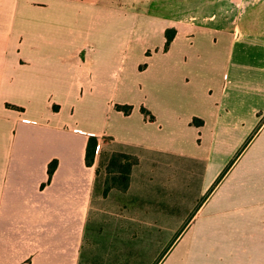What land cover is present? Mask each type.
Segmentation results:
<instances>
[{
  "label": "crops",
  "instance_id": "1",
  "mask_svg": "<svg viewBox=\"0 0 264 264\" xmlns=\"http://www.w3.org/2000/svg\"><path fill=\"white\" fill-rule=\"evenodd\" d=\"M148 49L152 118L112 106L120 133L79 127L76 105L92 120V104L125 84L128 55ZM222 102L251 105L250 122L264 112V0H0V264L80 263L97 176L90 135L109 136L135 170H181L221 135ZM252 166L264 167V152L225 188L216 181L165 263L264 264V177L252 195Z\"/></svg>",
  "mask_w": 264,
  "mask_h": 264
},
{
  "label": "rangeland",
  "instance_id": "2",
  "mask_svg": "<svg viewBox=\"0 0 264 264\" xmlns=\"http://www.w3.org/2000/svg\"><path fill=\"white\" fill-rule=\"evenodd\" d=\"M151 54L152 50L148 49L140 56L137 52L128 55L121 73L125 84L110 86L106 90L108 102L92 104V120L82 118L80 103L76 105L79 127L120 133L119 121L113 113L115 104L130 105L131 110L143 107L149 112L143 103H149L150 75L156 66V58H150ZM95 63L117 68L119 60L99 58ZM125 97L132 102L117 101ZM250 107L245 102H222L217 129L222 131L221 135H217L211 150L205 149L207 154L202 161H194V165L192 159L187 158L181 170L172 165L167 170L147 172L135 170L132 165L126 188L122 187L126 181L120 173L113 171L117 166L111 165V160L117 153L131 155L132 159L119 158L124 164L133 161V155L124 152L109 136L99 135L95 153L97 176L93 217L87 221L79 264H161L162 261L167 264V252L185 229L188 217L209 195L216 181L224 179L222 188H225L246 158L257 154L262 156L264 112L250 122ZM249 176L250 193L256 195L253 185L264 177V167L258 171L252 166ZM239 185V190L245 187L244 183ZM258 185L262 187L264 184L260 182ZM215 189L212 192L214 197L221 191Z\"/></svg>",
  "mask_w": 264,
  "mask_h": 264
},
{
  "label": "trees",
  "instance_id": "3",
  "mask_svg": "<svg viewBox=\"0 0 264 264\" xmlns=\"http://www.w3.org/2000/svg\"><path fill=\"white\" fill-rule=\"evenodd\" d=\"M174 34V30L173 29H167L165 31V43H164V49H166L173 37ZM115 109L122 111L124 114H129L131 112V106L130 105H121V104H115ZM141 111L145 114L148 115L149 118H152V115L145 111V109L143 107H141ZM98 143V137L96 135H90L88 137L87 143H86V148H85V163L87 165H91L94 162V158H95V153H96V146ZM116 157H113L111 160V165H116L117 169L113 170L116 173H120L121 177L126 181V183L122 186L123 188H126L128 185V179H129V173H130V169L131 166L136 164V159L133 156V161L131 160L128 163H120V159L119 158H129L132 159L131 155L125 154V153H117L115 154ZM56 167V161H52L48 164V180L50 179L54 169ZM223 176V175H222ZM221 176V177H222ZM220 177V178H221ZM113 180H116L113 178ZM109 186H107L103 193L105 194L106 191L108 190Z\"/></svg>",
  "mask_w": 264,
  "mask_h": 264
}]
</instances>
